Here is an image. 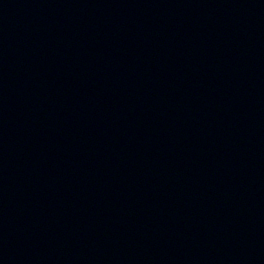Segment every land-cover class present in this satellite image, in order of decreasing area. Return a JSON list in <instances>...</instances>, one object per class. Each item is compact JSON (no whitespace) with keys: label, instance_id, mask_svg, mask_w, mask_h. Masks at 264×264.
<instances>
[{"label":"water","instance_id":"water-1","mask_svg":"<svg viewBox=\"0 0 264 264\" xmlns=\"http://www.w3.org/2000/svg\"><path fill=\"white\" fill-rule=\"evenodd\" d=\"M0 264H161L63 105L1 30Z\"/></svg>","mask_w":264,"mask_h":264}]
</instances>
